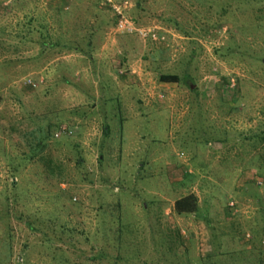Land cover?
<instances>
[{
  "label": "rangeland",
  "instance_id": "374dc122",
  "mask_svg": "<svg viewBox=\"0 0 264 264\" xmlns=\"http://www.w3.org/2000/svg\"><path fill=\"white\" fill-rule=\"evenodd\" d=\"M0 264H264V0H0Z\"/></svg>",
  "mask_w": 264,
  "mask_h": 264
},
{
  "label": "trees",
  "instance_id": "16d2710c",
  "mask_svg": "<svg viewBox=\"0 0 264 264\" xmlns=\"http://www.w3.org/2000/svg\"><path fill=\"white\" fill-rule=\"evenodd\" d=\"M141 4V2H139L138 6ZM176 76H166L164 77L165 81L167 79H171V80H176ZM106 133V131H105ZM199 207V201H198V197L191 193L189 195H186L180 199H178L175 202V211L178 214H185V213H194L198 210Z\"/></svg>",
  "mask_w": 264,
  "mask_h": 264
},
{
  "label": "built area",
  "instance_id": "2783aa9c",
  "mask_svg": "<svg viewBox=\"0 0 264 264\" xmlns=\"http://www.w3.org/2000/svg\"><path fill=\"white\" fill-rule=\"evenodd\" d=\"M115 10L117 11L118 16H119L118 17L119 20L117 21L118 22L117 26L120 30H125L129 32H134L136 30L137 31L139 30L135 28V25L132 22H130L123 16L120 7L116 8ZM138 32H140L143 38L147 37L146 34H144L145 33L144 31L139 30ZM63 130H65V128H63Z\"/></svg>",
  "mask_w": 264,
  "mask_h": 264
}]
</instances>
